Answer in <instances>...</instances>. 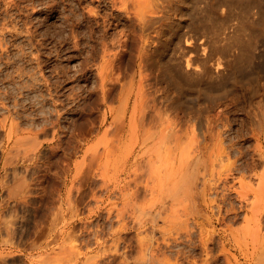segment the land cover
<instances>
[{"label":"rangeland","instance_id":"374dc122","mask_svg":"<svg viewBox=\"0 0 264 264\" xmlns=\"http://www.w3.org/2000/svg\"><path fill=\"white\" fill-rule=\"evenodd\" d=\"M114 1L0 0V264H264V126L257 139L248 119L264 117V0L169 2L143 122L139 19Z\"/></svg>","mask_w":264,"mask_h":264},{"label":"bare ground","instance_id":"6f19581e","mask_svg":"<svg viewBox=\"0 0 264 264\" xmlns=\"http://www.w3.org/2000/svg\"><path fill=\"white\" fill-rule=\"evenodd\" d=\"M80 1V0H79ZM119 1V0H118ZM118 1H114V2H117V4H119L118 3ZM122 1V0H121ZM142 0H138V2H140V3H142L141 2ZM201 1V0H200ZM103 2V1H102ZM124 2V3H123ZM123 2H122V4L123 5H125V6H123V8L124 7H126V9L128 8H132V11H134V13L135 14H137V15H134V16H136L137 17V19H139V25H140V34L138 35L139 36V38H137L138 39V41L135 43V53L133 52L134 51V49H132L133 51V56H134V62H135V66H136V68H137V70L139 71V75H141V78H142V76H143V74H144V72H145V74H146V71H150V73L152 72L153 73V69L151 70V68H150V65H151V62H149V61H151L150 59V56L149 55H151V54H149V53H152V47H151V49H150V43H152L153 44V42L154 41H157V40H154L156 37H158V34H160L161 33V30H160V33H159V31H158V28L159 27H163L162 25H163V23H166V22H163V20H164V18H166L167 17V15H168V13H167V6L169 5L170 6V3L169 2H172V3H174L175 4V0H149V1H146L147 3H145V1L143 2L144 3V5H143V3L142 4H140V3H138V4H136L137 3V0H123ZM254 2V1H253ZM257 2V1H256ZM167 3V4H166ZM212 3V2H211ZM192 4V3H191ZM176 5H177V3H176ZM187 5V4H186ZM11 6V5H10ZM116 6V5H115ZM122 6V5H121ZM175 6V5H174ZM179 6V5H178ZM177 6V7H178ZM192 6V5H191ZM171 7H172V5H171ZM170 7V8H171ZM245 7V6H244ZM262 7V6H261ZM167 8V9H166ZM196 8V7H195ZM128 9H127V12H129V13H133V12H130V9H129V11H128ZM173 9V8H172ZM178 9V8H177ZM176 9V10H177ZM223 9V8H222ZM122 10V9H121ZM169 11H170V9H168ZM180 10V9H179ZM168 11V12H169ZM173 11H174V13H175V10L173 9ZM171 12V11H170ZM222 12V11H221ZM224 12V11H223ZM172 13V12H171ZM119 14V13H118ZM128 14V13H127ZM191 14V13H190ZM93 15V14H92ZM170 15V14H169ZM169 15H168V17H169ZM121 17V16H120ZM192 17H194V16H192ZM196 17V16H195ZM198 17V16H197ZM231 17V16H230ZM106 18V17H105ZM168 19V18H167ZM167 19H165V20H167ZM193 19V18H192ZM164 20V21H165ZM138 21V20H137ZM168 21H170V19L168 20ZM171 21H173L172 19H171ZM202 21V20H201ZM200 21V22H201ZM97 22V21H96ZM136 22V21H135ZM134 22V23H135ZM133 23V24H134ZM171 23V22H170ZM159 24H160V26H159ZM167 24H169V22L167 23ZM202 24V23H201ZM132 25V24H131ZM179 25V24H178ZM194 25V24H193ZM224 25V24H223ZM135 26V25H134ZM171 26V25H170ZM233 26H234V24H233ZM244 26V25H243ZM2 28V27H1ZM123 28H125V27H123ZM166 28H167V26H166ZM166 28H165V30H166ZM172 28V26L170 27V28H167V29H171ZM174 28V27H173ZM161 29V28H160ZM16 30V29H15ZM123 30V29H122ZM163 30V29H162ZM164 30V31H165ZM125 31V30H124ZM167 31V30H166ZM170 31H172L173 32V30H170ZM2 32V31H1ZM175 32V31H174ZM103 33V32H102ZM115 33V32H114ZM121 33V32H120ZM182 33V32H181ZM186 33H188V32H186ZM118 34V33H117ZM116 34V35H117ZM151 34H153V35H151ZM163 34V33H162ZM164 34H166V33H164ZM171 34H173V33H171ZM214 34V33H213ZM234 34V33H233ZM167 35V34H166ZM192 35H194V34H192ZM218 35V34H217ZM130 36V35H129ZM160 36V35H159ZM163 36V35H162ZM171 36H174V35H171ZM188 36H190V33H189V35ZM187 36V37H188ZM237 36V35H236ZM127 37V36H126ZM131 37V36H130ZM167 36H165V38H166ZM184 37V36H183ZM197 37V36H196ZM195 36L194 37H192V38H196ZM238 37V36H237ZM261 37V36H260ZM159 38V37H158ZM157 38V39H158ZM161 38H163V37H161ZM190 38H191V36H190ZM204 38H206V37H204ZM232 38V37H231ZM234 38V37H233ZM112 39V38H111ZM167 39V38H166ZM185 39V38H184ZM197 39V38H196ZM214 39V38H213ZM213 39H210V40H213ZM236 39V38H235ZM154 40V41H153ZM159 40H160V38H159ZM172 40V39H171ZM198 40V39H197ZM206 40H208V39H206ZM205 40V41H206ZM219 40V39H218ZM221 40V39H220ZM232 40V39H231ZM119 41V40H118ZM153 41V42H152ZM168 41V40H167ZM186 41V46H184V47H186V48H188V50H186L185 48V52H181L182 54H181V59H183V61H184V63H185V67H186V69H187V71H190L191 69H192V71H196V72H199V73H201L204 69L203 68H201V69H199L200 67H203V66H200L199 64H198V55L197 54H193V53H191L192 51L191 50H194L195 49V47L197 46V44L196 45H188V44H190L188 41L189 40H185ZM194 41V43L196 42L195 40H193ZM235 41H237V40H235ZM234 41V42H235ZM134 42V41H133ZM161 41H159V43H160ZM182 42H183V40H182ZM192 42V41H191ZM202 43H204L203 41H201ZM214 42H215V40H214ZM124 43H126V42H124ZM132 43V42H131ZM155 43V42H154ZM158 43V42H157ZM165 43H167V42H165ZM181 43V41L178 43V45ZM193 43V42H192ZM197 43V42H196ZM202 43L200 44L201 46H203L202 45ZM209 43V42H208ZM216 43V42H215ZM111 44H112V42H111ZM181 44H183V43H181ZM181 44L179 45L180 47H181ZM205 44V43H204ZM210 44V43H209ZM214 44V43H213ZM234 44V43H233ZM237 44V43H236ZM244 44V43H243ZM157 45H160V44H157ZM157 45L156 46H154V45H152V46H154L155 48H157ZM212 45V44H211ZM218 45V44H217ZM241 46V44L238 42V46ZM105 46V45H104ZM178 46V47H179ZM207 46H208V44H207ZM257 46V45H256ZM125 47V46H124ZM133 47V48H134ZM149 47V48H148ZM176 47V46H175ZM209 47H211V46H209ZM216 47V46H215ZM217 47H220V46H217ZM183 48V47H182ZM204 52L202 53V55H200V56H202L201 58H200V60H201V62H202V64L204 65L206 62H208V65H210L211 63H212V61H209L210 60V56L208 55V53H206L205 52V45H204ZM214 48V47H213ZM244 48V47H243ZM129 49H130V47H129ZM181 49V48H180ZM226 49V48H225ZM131 50V49H130ZM151 50V51H150ZM157 50V49H156ZM196 50V49H195ZM218 50V49H217ZM220 50V49H219ZM259 50V49H258ZM158 51V50H157ZM175 51V50H174ZM173 51V52H174ZM177 51H179V50H177ZM187 51V52H186ZM202 51H203V49H202ZM216 51V50H215ZM215 51H214V54H215ZM222 51V50H221ZM221 51H219V52H221ZM227 51V50H226ZM239 51V50H238ZM156 52V51H155ZM180 52V51H179ZM217 52V51H216ZM189 53V54H188ZM194 53H196V51H194ZM222 53V52H221ZM223 53H224V51H223ZM222 53V54H223ZM232 53V52H231ZM132 54V53H131ZM172 54V53H171ZM176 54H177V52H176ZM217 54V53H216ZM222 54H219V55H222ZM173 55V54H172ZM178 55H179V53H178ZM177 55V56H178ZM241 55V54H240ZM182 56H184L183 58H182ZM218 56V55H217ZM227 56V55H226ZM247 56V55H246ZM258 56V55H257ZM109 57V56H108ZM176 57V56H175ZM180 57V56H179ZM178 57V58H179ZM178 58H177V60H178ZM221 58V57H220ZM220 58H218L219 60H220ZM223 58L225 59V57L223 56ZM116 59H117V57H116ZM174 59V58H173ZM176 59V58H175ZM234 59V58H233ZM236 59V58H235ZM234 59V60H235ZM198 61L196 64H198L199 66H195L194 65V63H195V61ZM223 60V59H222ZM105 61V60H104ZM181 61V60H180ZM230 61V60H229ZM178 62V61H177ZM200 62V63H201ZM210 62V63H209ZM261 62V61H260ZM116 63V62H115ZM103 64V63H102ZM172 64V63H171ZM207 64V63H206ZM205 64V65H206ZM116 65H119V64H116ZM178 65V64H177ZM98 66V65H97ZM132 66V65H131ZM182 66V65H181ZM151 67H152V65H151ZM184 67V68H185ZM199 67V68H198ZM206 67V66H205ZM212 67V66H211ZM214 67V66H213ZM153 68V67H152ZM181 68V67H180ZM220 68V67H219ZM222 68V67H221ZM250 68V67H249ZM101 69V68H100ZM132 69V68H131ZM185 69V70H186ZM194 69V70H193ZM216 69V68H215ZM208 70V69H207ZM216 71V70H215ZM220 71V70H219ZM252 71V70H251ZM95 72V71H94ZM101 72V71H100ZM218 72V71H217ZM247 73H249V72H247ZM100 74V73H99ZM130 74V73H129ZM134 74L135 73H133V76H134ZM154 74V73H153ZM161 74V73H160ZM190 74V73H189ZM196 74V73H195ZM210 74V73H209ZM219 74V73H218ZM156 73H155V78H156ZM132 76V77H133ZM158 76V75H157ZM161 76V75H160ZM201 76V75H200ZM140 77V76H139ZM146 77V76H145ZM144 76H143V78L142 79H144L145 81H141V80H139V82L140 83H138V85L136 86V90H134L135 92H133V91H131V92H133V94H131L132 96L134 95V103H133V110H136L137 108H139V110H138V112H137V110H136V112H135V114H134V117L132 116V118H133V120H132V122H134L135 120H139L140 122H143L144 121V119H145V114H147L146 113V111L148 110L147 108H149V107H151V109H154L156 106H157V102H156V98L157 97H155V95L154 96H152L153 94H156V91L152 94L150 91H152L151 89H150V91L148 92V90H147V88L149 89V87H146L147 85H145V83H143V82H148V80H147V78H145ZM148 77H150V76H148ZM169 77V76H168ZM233 77V76H232ZM158 78V77H157ZM162 80V79H161ZM182 81V80H181ZM208 81V80H207ZM237 81V80H236ZM236 81H234V82H236ZM132 82V81H131ZM138 82V81H137ZM146 82V83H147ZM165 82V81H164ZM155 83V82H154ZM163 83V82H162ZM233 83V82H232ZM101 84V83H100ZM131 84H133V82L131 83ZM152 84V83H151ZM129 85V84H128ZM150 85V84H149ZM174 85V84H173ZM257 85V84H256ZM165 86V85H164ZM101 87V86H100ZM106 87V86H105ZM131 87H132V85H131ZM130 87V88H131ZM135 87V86H134ZM215 87V86H214ZM152 88V87H151ZM221 88V87H220ZM134 89V88H133ZM155 89V88H154ZM177 89V88H176ZM227 89V88H226ZM129 90V89H128ZM128 90H127V92H128ZM157 90V89H156ZM130 91V90H129ZM251 91H253V90H251ZM251 91H250V93H251ZM170 92H171V90H170ZM175 92V91H174ZM210 93V92H209ZM253 93L254 92H252L251 94L253 95ZM127 94V93H126ZM125 94V95H126ZM129 94V93H128ZM206 94V93H205ZM220 94V93H219ZM158 95V94H157ZM165 95V94H164ZM207 95V94H206ZM120 96V95H119ZM197 96V95H196ZM220 96V95H219ZM243 96V95H242ZM126 97H128L127 95H126ZM248 97V96H247ZM187 98V97H186ZM195 98V97H194ZM122 100V98L120 99V101ZM124 100V99H123ZM160 100V99H159ZM129 101H130V96H129V98H127V100L125 99L124 100V103H122L124 106H126V108L128 107V105H129ZM250 101H251V99H250ZM192 102V101H191ZM190 103V102H189ZM122 104H121V106H122ZM200 104V103H199ZM206 105V104H205ZM180 106V105H179ZM201 107V106H200ZM159 107H157V109H158ZM262 108V107H261ZM140 109H141V111H140ZM147 109V110H146ZM149 110H150V108H149ZM156 110V109H155ZM139 111H140V114H139ZM122 112V110L120 111V113ZM133 112V111H132ZM152 112V111H151ZM196 112V111H195ZM195 112H193V113H195ZM218 112V111H217ZM221 112V111H220ZM156 113V112H155ZM254 113V112H253ZM262 113V112H261ZM133 114V113H132ZM152 114V113H151ZM150 114V115H151ZM188 114V113H187ZM190 114H192L191 112H190ZM195 114H197V113H195ZM194 114V115H195ZM259 114L260 113H258V115L257 114H253V115H249V121H250V123H251V125H252V135L253 136H255L257 139H259L260 138V135L261 134H259V131H258V129H260L262 126H264V117H261V118H259V117H257V116H259ZM178 115V114H177ZM261 115H264V114H261ZM211 116V115H210ZM198 117V116H197ZM204 117V116H203ZM214 117H215V115H214ZM213 117V118H214ZM117 118V117H116ZM122 118V117H121ZM131 118V119H132ZM123 119V118H122ZM196 119V118H195ZM130 120V119H129ZM167 120V119H166ZM131 121V120H130ZM198 121V120H197ZM131 122V123H132ZM167 123V122H166ZM173 123V122H172ZM199 123H200V121H199ZM209 123V122H208ZM124 124V123H123ZM143 124V123H142ZM171 124V123H170ZM167 126V125H166ZM165 126V127H166ZM200 126V125H199ZM235 126V125H234ZM186 127V126H185ZM136 128V127H135ZM134 128V129H135ZM169 128H171V127H169ZM172 128H174V127H172ZM193 128H194V126H193ZM201 128V127H200ZM199 128V129H200ZM207 128V127H206ZM262 128H264V127H262ZM154 129V128H153ZM166 129V128H165ZM176 130V129H175ZM201 130V129H200ZM224 131V130H223ZM133 132V131H132ZM166 132V131H165ZM175 132V131H174ZM199 132V131H198ZM216 132V131H215ZM262 132H264V131H262ZM134 133V132H133ZM162 133V132H161ZM203 134L205 133V132H202ZM261 133V132H260ZM159 134V133H158ZM162 134H164V132L162 133ZM262 134H264V133H262ZM205 135V134H204ZM163 135H161V137H162ZM170 136V135H169ZM177 136V135H176ZM186 136V135H185ZM160 137V136H159ZM158 137V138H159ZM143 138V137H142ZM213 138V137H212ZM150 139V138H149ZM202 139V138H201ZM61 141V140H60ZM167 141V140H166ZM193 141V140H192ZM191 141V143L190 144H192L193 142ZM199 141H201V140H199ZM208 141V140H207ZM257 142V141H256ZM167 143H169V142H167ZM208 143V142H207ZM175 144V143H174ZM170 145V144H169ZM183 145V144H182ZM232 145V144H231ZM166 146V145H165ZM184 147V146H183ZM148 148V147H147ZM167 148V147H166ZM164 149V148H163ZM168 149V148H167ZM182 149H184V148H181L180 150H182ZM205 149V148H204ZM185 150V149H184ZM193 150V149H192ZM202 150V149H201ZM172 151V150H171ZM204 151V150H203ZM225 152V151H224ZM51 153V152H50ZM171 153V152H170ZM183 154V153H182ZM186 154H187V151H186ZM226 154V153H225ZM151 155H153V154H151ZM167 155V154H166ZM169 155V154H168ZM193 155V154H192ZM198 156V155H197ZM196 156V157H197ZM148 157V156H147ZM166 157V156H165ZM178 157H179V155H178ZM182 157V156H181ZM187 157V156H186ZM227 157V156H226ZM159 158V157H158ZM190 158V157H189ZM186 159H188V158H186ZM196 160H195V162L193 163V164H195L196 166H198L199 164H197V163H199L200 161L197 159V158H195ZM58 160V159H57ZM156 160V159H155ZM171 160V159H170ZM194 160V159H193ZM199 162H198V161ZM204 161V160H203ZM262 161V160H261ZM180 162V161H179ZM197 162V163H196ZM181 163V162H180ZM234 163V162H233ZM261 163V162H260ZM51 164V163H50ZM259 163H257V159H254V158H251L250 159V161H248V162H246L245 163V165H244V168H247V169H250V168H255V167H257V165H258ZM156 165V164H155ZM187 166H188V164H187ZM195 166V167H196ZM240 166H242V165H240ZM165 167V166H164ZM180 167V166H179ZM194 167V166H193ZM193 167H191V169L193 168ZM200 167V166H199ZM56 168V167H55ZM142 168V167H141ZM196 169H197V167H196ZM196 169H194L195 171H196ZM8 170V169H7ZM13 170V169H12ZM11 170V171H12ZM57 170V169H56ZM142 170V169H141ZM164 170V169H163ZM193 170V171H194ZM9 171V170H8ZM10 171V172H11ZM137 171H139V169L137 170ZM144 171V170H143ZM189 171V170H188ZM197 171H199V170H197ZM196 171V172H197ZM7 172V171H6ZM14 172V171H13ZM135 172V171H134ZM140 172V171H139ZM145 172V171H144ZM174 172V171H173ZM172 172V173H173ZM177 172V171H176ZM183 172V171H182ZM184 172H186V170L184 171ZM190 172V171H189ZM191 172H192V170H191ZM190 172V173H191ZM251 172V171H250ZM20 173V172H19ZM178 173V172H177ZM187 173V172H186ZM189 173V174H190ZM194 173V172H193ZM192 173V174H193ZM202 173V172H201ZM12 174V173H11ZM143 174V173H142ZM170 174V173H169ZM176 174V173H175ZM184 174V173H183ZM191 174V175H192ZM198 174V173H197ZM85 175V174H84ZM87 175V174H86ZM140 175V174H139ZM162 175V174H161ZM171 175H173V174H171ZM190 175V176H191ZM195 175V174H194ZM201 175V174H200ZM12 176V175H11ZM159 176V175H158ZM170 176V175H169ZM169 176H168V178H169ZM174 176V175H173ZM178 176H179V174H178ZM183 176V175H182ZM182 176L181 177H179L181 180H180V182L181 183H184V182H187V180L186 181H183L182 180ZM186 176H187V174H186ZM205 176V175H204ZM89 177V176H88ZM167 177V176H166ZM189 177V176H188ZM198 177V176H197ZM3 178H4V176H3ZM2 178V179H3ZM163 178V177H162ZM173 178V177H172ZM186 178V177H185ZM184 178V179H185ZM166 179V178H165ZM176 179V178H175ZM262 179V178H261ZM260 179V180H261ZM163 180V179H162ZM174 180V179H173ZM171 181L172 182V185L174 184V181ZM193 180V179H192ZM262 180H264V179H262ZM261 180V181H262ZM82 181V180H81ZM183 181V182H182ZM189 181V180H188ZM191 181V180H190ZM196 181V180H195ZM10 182V181H9ZM80 182V181H79ZM159 182H160V180H159ZM180 182H178V183H180ZM206 182V181H205ZM6 183H8V182H6ZM166 183H167V181H166ZM194 183V182H193ZM1 185H4V184H2V183H0ZM170 184V183H169ZM176 184H177V180H176ZM188 184V183H187ZM190 184V183H189ZM203 184V183H202ZM179 185V184H178ZM183 185V184H182ZM181 185V186H182ZM185 183H184V188L183 187H181V186H178V187H181V188H183L182 190H185ZM191 185H192V181H191ZM20 186V185H19ZM189 186V185H188ZM194 186V185H193ZM192 186V187H193ZM206 186V185H205ZM7 187H9V186H7ZM16 187H18V186H16ZM21 187V186H20ZM20 187H18L17 189H20ZM172 187V186H171ZM171 187H170V190H171ZM178 187H176V188H178ZM201 187V186H200ZM207 187H208V185H207ZM174 188H175V186H174ZM175 188V189H176ZM188 188V187H187ZM186 188V189H187ZM198 188V187H197ZM202 188H204V187H202ZM173 189V188H172ZM191 189V188H190ZM201 189V188H200ZM188 190V189H187ZM194 190V189H193ZM196 190V189H195ZM17 191V190H16ZM15 191V192H16ZM174 191V190H173ZM177 191H179V188H178V190ZM197 191V190H196ZM188 192V191H187ZM187 192H185V193H187ZM191 192H192V190H191ZM204 191H202V193H203ZM13 193H14V191H13ZM26 193H27V191H26ZM170 193H172V192H170ZM169 193V194H170ZM174 193V192H173ZM179 193H180V191H179ZM188 193H190V191L188 192ZM197 193V192H196ZM29 194V193H28ZM175 194H176V192H175ZM198 194V193H197ZM15 195V194H14ZM193 195V194H192ZM12 196V195H11ZM173 197H174V194L172 195ZM177 196V195H176ZM14 197V196H13ZM176 198V197H175ZM3 199V198H2ZM5 199V198H4ZM34 202V201H33ZM48 202V201H47ZM14 203V202H13ZM46 204V203H45ZM14 205V204H13ZM33 205V204H32ZM40 205V204H39ZM136 205V204H135ZM217 206V205H216ZM234 206V205H233ZM130 207V206H129ZM136 207V206H135ZM141 207V206H140ZM220 208V207H219ZM218 208V209H219ZM217 209V208H216ZM131 210V209H130ZM133 210V209H132ZM131 210V211H132ZM168 210V209H167ZM176 210V209H175ZM224 210V209H223ZM239 210H241L240 209V206L238 207V208H235V207H232V208H230L229 209V212H233L235 215L238 213V211ZM124 211V210H123ZM126 211V210H125ZM168 212V211H167ZM177 212V211H176ZM227 211H226V209H225V213H226ZM13 213V212H12ZM11 213V214H12ZM184 213V212H183ZM228 213V212H227ZM137 214H138V212H137ZM174 214V213H173ZM7 215H9V214H7ZM133 215V214H132ZM139 215V214H138ZM176 215V214H175ZM215 215V214H214ZM1 216V215H0ZM11 216V215H10ZM14 216V215H13ZM120 216V215H119ZM148 216V215H147ZM171 216V215H170ZM218 216V215H217ZM216 216V220H218V219H220V218H218ZM173 217H175V216H173ZM221 217V216H220ZM245 217V216H244ZM2 218V217H1ZM14 218V217H13ZM21 218V217H20ZM119 218V217H118ZM243 218V217H242ZM5 219H6V215H5ZM245 219V218H244ZM4 220V219H3ZM106 220V219H105ZM104 220V221H105ZM117 220V219H116ZM222 220V219H221ZM242 220V219H241ZM1 221V220H0ZM28 221V220H27ZM18 222V221H17ZM218 222V221H217ZM8 223V222H7ZM121 223V222H120ZM227 224V223H226ZM125 225V224H124ZM163 225V224H162ZM11 226V225H10ZM14 226V225H13ZM185 226V225H184ZM184 226H182L183 228H185L186 229V226L184 227ZM227 226V225H226ZM188 227V226H187ZM7 228V227H6ZM115 228H116V226H115ZM184 229V230H185ZM189 228H187L185 231L187 232V234H188V230ZM188 230V231H187ZM5 231V230H4ZM12 231V230H11ZM185 232V233H186ZM203 232V231H202ZM211 232V231H210ZM6 233V232H5ZM205 234V233H204ZM213 234V233H212ZM212 234L210 235H207V237H202L201 236V242H202V244H203V246H206L207 245V242L209 241L210 242V240H213V236H212ZM6 235V234H5ZM11 235V234H10ZM189 235V234H188ZM200 235H203L202 233L200 234ZM190 236V235H189ZM204 236V235H203ZM225 236V235H224ZM12 237V236H11ZM118 237V236H117ZM129 237V236H128ZM188 237V236H187ZM9 238V237H8ZM233 238V237H232ZM6 239V238H5ZM12 239V238H11ZM18 239V238H17ZM149 239V238H148ZM191 239V238H190ZM189 239V240H190ZM220 239H222L221 237H220ZM233 239H235V238H233ZM6 241H8V240H6ZM10 241V240H9ZM12 241V240H11ZM162 241V240H161ZM168 241V240H167ZM233 241V240H232ZM26 242V241H25ZM234 242V241H233ZM237 242V241H236ZM235 242V243H236ZM146 243V242H145ZM221 243H222V245H224L225 243H224V241H221ZM239 243V242H238ZM125 244V243H124ZM132 244V243H131ZM170 244V243H169ZM169 244H167L168 246H169ZM212 244V243H211ZM19 245V244H18ZM166 245V246H167ZM190 245V244H189ZM193 245V244H192ZM155 246V245H154ZM158 246V244L156 245V247ZM128 247V246H127ZM202 248V247H201ZM207 248V247H206ZM156 249V248H155ZM184 252V251H183ZM182 253V252H181ZM220 253H221V251H220ZM16 254V253H15ZM179 254V253H178ZM240 254V253H239ZM18 255V254H17ZM20 255V254H19ZM125 255V254H124ZM206 255V254H205ZM176 256V255H175ZM207 256V255H206ZM125 257V256H124ZM2 258V257H1ZM8 258V257H7ZM114 258V257H113ZM139 258V257H138ZM214 258V257H213ZM237 259V258H236ZM22 260V259H21ZM172 261V260H171ZM112 262V261H111ZM149 262V261H148ZM228 262V261H227ZM24 263V262H23ZM105 263V262H104ZM174 263V262H173ZM206 263H208L207 262V260H205V263L204 264H206ZM228 263H230V262H228ZM227 263V264H228ZM203 264V263H202ZM209 264V263H208Z\"/></svg>","mask_w":264,"mask_h":264},{"label":"crops","instance_id":"0c3cea01","mask_svg":"<svg viewBox=\"0 0 264 264\" xmlns=\"http://www.w3.org/2000/svg\"><path fill=\"white\" fill-rule=\"evenodd\" d=\"M15 253H16V254H15ZM17 254H18V255H17ZM19 254H20V253H18V252H14V255H15V256L23 257L22 254H20V255H19Z\"/></svg>","mask_w":264,"mask_h":264}]
</instances>
